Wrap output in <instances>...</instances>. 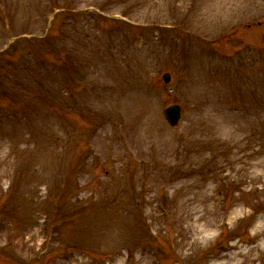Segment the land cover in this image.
<instances>
[{"label": "rangeland", "instance_id": "rangeland-1", "mask_svg": "<svg viewBox=\"0 0 264 264\" xmlns=\"http://www.w3.org/2000/svg\"><path fill=\"white\" fill-rule=\"evenodd\" d=\"M0 249L264 264V0H0Z\"/></svg>", "mask_w": 264, "mask_h": 264}, {"label": "water", "instance_id": "water-1", "mask_svg": "<svg viewBox=\"0 0 264 264\" xmlns=\"http://www.w3.org/2000/svg\"><path fill=\"white\" fill-rule=\"evenodd\" d=\"M168 80H169V77L165 76V81L168 82ZM165 114H166L168 121L172 125H176L179 121L178 119L180 116V107H178V106L169 107Z\"/></svg>", "mask_w": 264, "mask_h": 264}]
</instances>
